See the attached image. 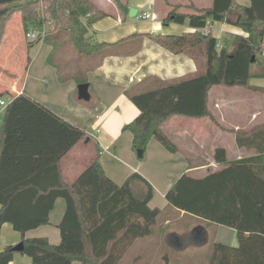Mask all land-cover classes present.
Wrapping results in <instances>:
<instances>
[{"label": "trees", "instance_id": "1", "mask_svg": "<svg viewBox=\"0 0 264 264\" xmlns=\"http://www.w3.org/2000/svg\"><path fill=\"white\" fill-rule=\"evenodd\" d=\"M116 5L125 9L120 0ZM171 9L163 24L186 23L203 29L213 22L240 27L246 35H235L231 47H218L209 32H199L188 52L195 48L204 55L203 67L193 76L163 82L154 87L128 92L139 110L123 126L132 134L134 150H145L154 138L166 150L177 145L162 125L172 116L201 118L213 116L208 108V92L213 86L246 87L253 76L264 75L258 56L264 37V0H250L247 6L236 0H212L206 8L187 7L191 13ZM19 13L22 32L48 25L43 38L26 39L27 49L40 40L55 46L61 40L80 53L85 50L75 30L83 12L72 0H0V45L10 18ZM157 40L161 42L162 38ZM53 46V47H54ZM26 56V62L29 61ZM48 62H55L54 56ZM57 64L60 80L71 77L67 66ZM26 67V65H25ZM25 67L23 69H25ZM79 69H77L78 72ZM79 73H77L78 75ZM78 83L82 80L79 77ZM7 97L0 121V226L7 222L21 234V254L28 264H118L137 239L150 236L161 210L149 207L151 184L139 173H131L118 184L93 159L73 180L63 181L60 159L79 140L83 128L76 126L43 103L24 93L3 90ZM236 147L252 150L248 156L228 160L226 149L218 147L214 161L222 167L203 176L183 172L165 193L168 205L208 222L236 230L237 246L211 244L207 264H264V121L247 130L234 132ZM138 184V187L136 186ZM57 198L65 209L58 223L60 241L52 244L44 236L24 233L49 223V213ZM14 245L0 251V264H11Z\"/></svg>", "mask_w": 264, "mask_h": 264}, {"label": "crops", "instance_id": "2", "mask_svg": "<svg viewBox=\"0 0 264 264\" xmlns=\"http://www.w3.org/2000/svg\"><path fill=\"white\" fill-rule=\"evenodd\" d=\"M72 1L83 12L74 25L79 42L91 53H80L71 43H61L64 40L55 46L50 40H40L25 49V55L15 54L21 45V24L16 23L11 29L7 25L1 45L9 41L10 46L4 52L0 51V92L24 93L48 106L66 121L84 129L85 139L72 146L59 162L62 179L67 184L72 183L93 159H97L105 174L118 184L133 172L139 173L151 184L153 195L148 205L161 210L157 224L161 239L158 240L154 257L150 254L152 247L149 244L152 236L137 239L122 256L124 258L132 247L136 248L137 255L128 264H207L212 243L237 246L236 230L168 205L165 193L176 178L163 184L152 172H144L143 163L138 160L131 145L132 134L123 129L139 113L128 92L193 76L201 70L204 61L201 50L193 48L187 51L197 33L209 32L217 39L218 47L227 48L231 47L235 35L246 33L236 25L221 22H213L203 29L186 23H162L171 9L170 5H180V12L191 13L187 7L189 4L195 8H206L212 4V0H120L125 9L119 8L114 0ZM236 2L244 6L250 4V0ZM144 11L152 13L153 18H141ZM7 33L10 35L6 36ZM158 37L162 38L161 42L157 40ZM263 42L264 39L262 45ZM261 47L258 59L264 65ZM63 48L68 50L66 59L62 56ZM52 54L54 60L57 59L56 63L63 68L67 66L66 72L71 77L60 80L57 64L48 62ZM27 55L30 58L28 62ZM79 77L81 82L88 83V100L77 96ZM249 84L254 89L238 87L233 95L225 89L233 87H211L208 108L213 119L207 116L191 118L194 124L185 132L194 141L193 157H186L178 146L176 152H170L156 141L157 144L152 145L156 154L151 158L156 172H175L177 178L183 172H202L204 174L200 176H203L222 167L213 158L218 147L226 149L228 160L251 155L252 150L236 147L234 132L247 130L264 121V75L253 76ZM1 99L7 100V97ZM2 111L3 107L0 106V118ZM172 118L162 125L163 130ZM178 120L184 131V119ZM186 146L189 148V144ZM158 183L161 198L155 200ZM64 209V199L57 198L49 213V223L27 230L24 236H44L50 243H58L60 232L57 225ZM20 241V232L14 230L10 223L5 222L0 226V251L6 245H15ZM29 262L30 257L18 251L14 252L11 260V264ZM71 264L80 262L74 260Z\"/></svg>", "mask_w": 264, "mask_h": 264}, {"label": "rangeland", "instance_id": "3", "mask_svg": "<svg viewBox=\"0 0 264 264\" xmlns=\"http://www.w3.org/2000/svg\"><path fill=\"white\" fill-rule=\"evenodd\" d=\"M8 23H7V25L9 26L10 29L13 26H15L16 23L21 24L19 13H15L10 18ZM7 25H6V27H7ZM45 26H46V29L49 28L48 25H45ZM5 31H6V29H5ZM9 35H10L9 33L6 34V36H9ZM19 39L21 40V45H20V47L17 48L15 54L25 55V49H27V46H26V42L27 41H26L25 35L22 32V27H21V31H19ZM263 39H264V37H263ZM27 40H29V39H27ZM9 46H10L9 41L7 42V44L4 43V44L0 45V51L4 52L3 50L9 48ZM61 46H63V44ZM262 46H263V53H264V42H263ZM66 51L68 53V50L66 48L62 49V56L64 57V59H66V54H65ZM55 62H57V59H55ZM20 73H22V71ZM225 89H227L228 94H231V95L236 94L237 91H238V87L225 88ZM263 98H264V95H263ZM172 117L173 118L171 120H169L166 123V125L164 126V132L179 147L180 152L182 154H184L186 157L189 156L190 158H192L193 157L192 156V144L194 145V141H192V138L189 136V134H185V132H188V130L191 129L190 125L194 124V122H192L194 120L191 119V118L187 119L186 117L185 118L184 117L180 118V116L177 117V115L172 116ZM178 119H184V121H185V125L184 126L186 127L184 129V131H182V129L180 127V120H178ZM0 120H1V118H0ZM153 143L157 144V142H156V140L154 138H150L148 143H147V145H146V148L144 150L143 156L141 158H138V160L142 161V163H143L142 168H143L144 172H146V171L147 172H152V174H154L155 176H158V179L160 180L161 183L165 184L166 182H168L170 180H173L174 178H177L176 177L177 173L168 172V173L160 174V173L156 172V170H155V168H153L154 166L152 165V162H151L152 156H155V154H156V152H155V150H154V148L152 146ZM188 144H189V148L191 147L189 151L187 150L189 148H187V146H186ZM191 174H193L195 176H198V175L200 176V175H202L204 173L201 172V173H191ZM156 186L157 187L155 188V191H156L155 192V200L161 198L159 183ZM158 223H159V220H158V222L156 223V225L153 228V232L151 234L152 237L150 236L151 237V240H150L151 242L149 244L152 247V252H150V254H152V257H154L156 255V249H157V246L159 245L158 244V240L161 239V237H160L161 230H160V226L159 227L157 226ZM136 255H137L136 248L132 247L131 249H129L127 251V253L125 254L124 258H122V260L120 261L119 264H128V261L133 260L134 259L133 256H136Z\"/></svg>", "mask_w": 264, "mask_h": 264}, {"label": "built area", "instance_id": "4", "mask_svg": "<svg viewBox=\"0 0 264 264\" xmlns=\"http://www.w3.org/2000/svg\"><path fill=\"white\" fill-rule=\"evenodd\" d=\"M153 14L150 13L149 11H144L141 13L140 17L147 19V18H153ZM46 26L42 25L40 27H31L30 29H28V31H26L25 33V37L26 39H29L30 41H34L36 39H38L39 37L42 39L45 32H46ZM7 100L1 99L0 100V106L4 107L6 104Z\"/></svg>", "mask_w": 264, "mask_h": 264}, {"label": "water", "instance_id": "5", "mask_svg": "<svg viewBox=\"0 0 264 264\" xmlns=\"http://www.w3.org/2000/svg\"><path fill=\"white\" fill-rule=\"evenodd\" d=\"M130 13H132V9H130ZM77 96L79 99L88 100L89 99V92H88V83L81 82L77 84ZM136 156L141 158L144 154L143 149L135 150ZM13 251H21L22 243L19 242L12 247Z\"/></svg>", "mask_w": 264, "mask_h": 264}]
</instances>
